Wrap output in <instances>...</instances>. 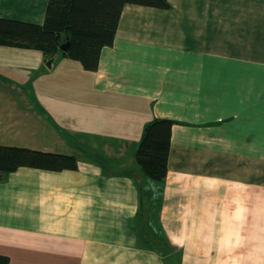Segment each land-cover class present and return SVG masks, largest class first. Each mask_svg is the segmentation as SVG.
<instances>
[{
    "label": "crops",
    "instance_id": "obj_1",
    "mask_svg": "<svg viewBox=\"0 0 264 264\" xmlns=\"http://www.w3.org/2000/svg\"><path fill=\"white\" fill-rule=\"evenodd\" d=\"M167 1L126 4L95 71L0 45V85L22 94L2 115L39 137L0 144L78 166L0 181L9 264H264V0ZM47 2L0 0V17L42 24ZM10 69L38 71L32 97ZM153 118L175 121L157 185L135 159Z\"/></svg>",
    "mask_w": 264,
    "mask_h": 264
},
{
    "label": "trees",
    "instance_id": "obj_2",
    "mask_svg": "<svg viewBox=\"0 0 264 264\" xmlns=\"http://www.w3.org/2000/svg\"><path fill=\"white\" fill-rule=\"evenodd\" d=\"M126 4L169 7L167 0H48L42 24L0 17V45L39 50L46 61L55 54L66 56L84 70L95 71L102 48L113 43ZM66 41L69 47L63 52L60 46ZM174 122L168 118L148 121L135 152L140 171L157 181L167 175ZM20 167L61 171L78 166L71 154L0 144V181ZM0 264H9V257L0 254Z\"/></svg>",
    "mask_w": 264,
    "mask_h": 264
},
{
    "label": "rangeland",
    "instance_id": "obj_3",
    "mask_svg": "<svg viewBox=\"0 0 264 264\" xmlns=\"http://www.w3.org/2000/svg\"><path fill=\"white\" fill-rule=\"evenodd\" d=\"M38 71H33L28 69L24 73L20 72V76L18 73L13 72L10 69V73L8 74L9 80H14L19 82L20 87L23 88L27 94L32 97L34 94V79L37 77ZM24 74V75H23ZM23 76V77H22ZM22 99V94L20 92H16L13 89H6L4 86L0 85V143L4 140H10L13 144L23 142V144H33L39 137L37 135V131L34 129V122H23L20 121L16 123L13 118L9 117L11 111H8L6 115H2L3 109H7V107H12L11 104L13 101L15 104H18V100ZM16 106V105H13ZM31 133V134H30ZM36 134V135H35ZM21 144V143H20ZM145 179L150 180L151 183L157 185L158 181L152 178H149L145 175ZM156 234H163L162 231L159 233L155 231ZM153 233H151V236Z\"/></svg>",
    "mask_w": 264,
    "mask_h": 264
},
{
    "label": "water",
    "instance_id": "obj_4",
    "mask_svg": "<svg viewBox=\"0 0 264 264\" xmlns=\"http://www.w3.org/2000/svg\"><path fill=\"white\" fill-rule=\"evenodd\" d=\"M69 47V41H66L65 43H63L61 46H60V50L61 51H66L67 48ZM58 57V54H55L54 56H52L50 59H48L45 63L46 67L48 69H51L52 68V65L54 63V61L56 60V58Z\"/></svg>",
    "mask_w": 264,
    "mask_h": 264
}]
</instances>
